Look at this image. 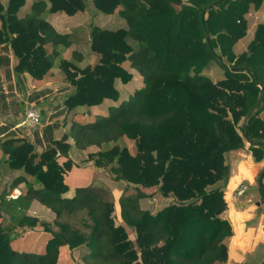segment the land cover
<instances>
[{
  "label": "trees",
  "instance_id": "16d2710c",
  "mask_svg": "<svg viewBox=\"0 0 264 264\" xmlns=\"http://www.w3.org/2000/svg\"><path fill=\"white\" fill-rule=\"evenodd\" d=\"M93 3L103 15L119 13L125 25L60 32L48 16H73L87 0H0V46L10 45L15 71L41 82L58 58L72 87L64 100L71 113L66 131L51 146L0 140V183L7 168L20 171L0 188V264H58L63 248L78 252L80 264L225 263L234 233L222 216L227 154L249 141L255 160L264 158V0ZM253 14L260 15L254 24ZM84 28L96 60L80 65ZM214 65L224 75L217 81L207 73ZM135 74L143 85L123 98L117 84L128 85ZM93 108L106 112L88 115ZM73 148L133 185L134 193L119 198L122 224L107 187L90 183L65 195ZM16 187L15 205L28 209L37 201L54 214L53 223L29 213L6 222L2 207ZM151 187L171 200L155 212L140 203L147 196L141 188ZM258 188L264 201L263 183ZM24 227L49 232L44 250L13 247Z\"/></svg>",
  "mask_w": 264,
  "mask_h": 264
},
{
  "label": "crops",
  "instance_id": "0c3cea01",
  "mask_svg": "<svg viewBox=\"0 0 264 264\" xmlns=\"http://www.w3.org/2000/svg\"><path fill=\"white\" fill-rule=\"evenodd\" d=\"M82 12L79 11L73 16L54 12L48 16V20L58 31L70 32L73 26L76 27L80 23H72L73 26L69 27L64 26L76 20V15L79 16ZM102 17L117 21L116 27L125 25L124 19L119 13L102 14ZM83 54V60L79 62L80 65L82 63L92 64L95 62L96 56L93 53H90L92 59L88 63L84 62L87 61V54ZM16 62V57L10 45L2 44L0 46V140L21 137L37 143L40 149L47 148L52 145L53 140L60 138L66 131V124L71 113L69 114L67 111L64 100L72 91V87L64 78H58V75H60L58 58L54 60L51 72L41 82H36L31 74L27 72L15 71ZM29 105H35L40 109L42 117L39 124H21L25 109ZM77 153L78 149L76 148H73L70 152L69 156L73 160L74 165L65 174L66 182L67 176L73 168L76 169L81 166L85 171H78L74 180L72 177L74 186L69 184V190L65 194L67 196H72L76 187L89 185L98 173L97 167L86 156L83 165H76L73 156ZM232 153L237 158V161L232 167L226 185L225 190L229 205L223 214L231 222L234 233L229 239L228 260L223 264H264V201L261 200L262 196L258 187L253 192H250L252 186L247 180L250 177L254 181L255 177L261 172L264 167V158L260 161L253 160L249 141H246L243 149L232 151ZM88 170H91V174L87 173ZM19 173V170L13 171L7 168L4 177L1 179L0 188H7L11 179ZM241 182L247 183L249 187L243 195L237 196L234 192ZM262 183L264 185V177L262 178ZM13 199L15 198L7 199L2 207V215L9 222L17 223L25 214L35 213L38 218L46 214L48 216L46 220L40 219L51 223L49 221L50 213L53 216L54 214L41 203L34 201L28 209H24L15 205ZM27 230H32L35 233L33 229L24 227L19 234V241L22 242L25 236L31 235L27 233ZM25 233L27 235L23 236ZM44 234L47 235L43 245L38 248L32 247V250H44L46 241L49 238V232H44Z\"/></svg>",
  "mask_w": 264,
  "mask_h": 264
},
{
  "label": "rangeland",
  "instance_id": "374dc122",
  "mask_svg": "<svg viewBox=\"0 0 264 264\" xmlns=\"http://www.w3.org/2000/svg\"><path fill=\"white\" fill-rule=\"evenodd\" d=\"M87 7H88L87 10L83 11L82 14H80L79 16L76 15V20H74L73 22L67 23L64 27L73 26L72 23L73 24H75V23L79 24L80 23L77 26H86V28H87V26L94 24V25H97V26L102 27V28H110V27H112L111 29L117 28L116 26H117L118 22L103 18L102 14L96 10L94 3H93V0H88ZM259 18H260L259 14L252 16L251 17V23L252 24L256 23L257 20H259ZM71 20H73V18H71ZM74 27L75 26H73L72 29ZM81 31L82 32L78 33V40H79L78 48L83 53L87 54V61H84V62L88 63L92 59L90 56V53H92V52L90 50L89 44L85 41V39L87 38L88 32H85V28ZM250 34H251V32L249 33V35ZM247 39H248V37H246V39H244L240 42L239 48L245 47V45H246L245 41ZM85 64L86 63H82V65H85ZM59 73H60V75H58V78L59 79L64 78V74L61 71H59ZM207 73L212 77V79L214 81H217V80L223 78V76H224L223 71L217 65H214L213 67H211L207 71ZM142 85H143L142 78L138 74H135L133 77V80L126 86H123L120 81L117 84L118 89L120 90L123 98H127L128 93L130 91H133L136 88H140ZM101 112H106V109H104V108H102V109L93 108V109H90L87 112V114L95 117L96 114L101 113ZM261 117L264 118V113L261 114ZM121 143L127 144L129 147H131V143L128 141H122ZM92 150H94V148ZM234 151H236V150H234ZM251 153H252V151H251ZM85 156L87 157V151L78 150V153L74 154V156H73V159L76 162V165H83L84 160H85L84 159ZM253 160L256 161L254 157H253ZM236 161H237V158L233 155L232 151H230L227 154V162L230 164V174L232 171V167H234V163ZM263 169H264V167L262 168V170ZM262 170L255 177L254 181L250 177L247 179L249 181V182L248 181L247 182L250 183L252 186L250 192H253V190H255L258 187L259 180H260L259 175H262V176L264 175V172H262ZM78 171L83 172L85 170L81 166H79V168H76V169L73 168L72 171L67 176V182L68 183L67 182L66 183L68 184V187H69V184L71 186H74L73 180L76 179ZM97 172H98L97 176L95 177V179L91 183H94L96 185L105 186L111 191L112 197L114 200V207H115L114 212H113L114 220H115L116 224H122L123 219H122L121 213H120L119 198L122 194L134 193L135 192L134 187H133V185H130V187H128L127 182H125V181L114 180L111 177V174L109 173V171L107 169L97 167ZM87 173L91 174V170H88ZM72 177H73V180H72ZM141 189L143 192H145L147 194L146 197H143L140 200L141 206L143 208L151 210L152 212L159 210L160 208H162L165 205H168L171 202L170 198L162 196L157 191L156 187L141 188ZM225 189H226V187L224 188L225 198L228 199ZM36 212L39 214L37 209H36ZM29 214L37 215L35 213H29ZM41 214H42V212H41ZM222 216L227 219V217H225L224 214H222ZM47 217L48 216L46 214H43V216H41L40 218L46 220ZM3 218L6 219V222L9 221L6 217H3ZM1 219L2 218L0 217V220ZM53 219H54V216L50 213V220H49V221H51L50 224L53 223ZM27 233H30L31 235L25 236V235H27ZM27 233H25L23 235V236H25V239L22 242L19 241L20 235L14 234L13 240H12L13 247H15L17 249H21V250H23V249L32 250V247H37V248L41 247L43 245L44 240H45V236L47 235V234H44V231H35V233H34V232H32V230L31 231L27 230ZM130 237L132 239H134L135 234L130 232ZM46 239H47V237H46ZM80 262L81 261H80V257H79L78 252H74L72 254L69 251V249L63 248L61 255H60V258H59V261H58V264H80Z\"/></svg>",
  "mask_w": 264,
  "mask_h": 264
},
{
  "label": "built area",
  "instance_id": "2783aa9c",
  "mask_svg": "<svg viewBox=\"0 0 264 264\" xmlns=\"http://www.w3.org/2000/svg\"><path fill=\"white\" fill-rule=\"evenodd\" d=\"M41 111L35 105H29L24 112L23 119L21 124L33 123L39 124L41 122ZM248 184L245 182H241L235 189L234 194L237 196L243 195L248 190ZM21 195V190L19 188H15L8 195L9 198H17Z\"/></svg>",
  "mask_w": 264,
  "mask_h": 264
},
{
  "label": "water",
  "instance_id": "95a60500",
  "mask_svg": "<svg viewBox=\"0 0 264 264\" xmlns=\"http://www.w3.org/2000/svg\"><path fill=\"white\" fill-rule=\"evenodd\" d=\"M248 125V124H247ZM247 125H246V128H247ZM259 183L261 184L262 183V178L259 180Z\"/></svg>",
  "mask_w": 264,
  "mask_h": 264
}]
</instances>
